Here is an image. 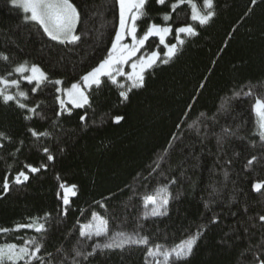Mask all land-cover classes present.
<instances>
[{"label": "trees", "instance_id": "1", "mask_svg": "<svg viewBox=\"0 0 264 264\" xmlns=\"http://www.w3.org/2000/svg\"><path fill=\"white\" fill-rule=\"evenodd\" d=\"M71 2L81 13L77 25L81 40L60 44L50 40L36 23L25 22L19 10H9L7 0H0V53L10 57L7 64L0 60V76L27 61L40 66L51 81L62 80L67 88L81 82L82 75L107 56L119 22L116 0ZM193 2L201 7L203 0ZM214 4L213 20L197 26V37L184 38L178 58L160 65L154 74H146L147 87L129 93L128 103L121 102L120 89L107 78L100 88L89 90L91 106L70 109L71 115H56L60 111L57 86L49 82L36 93L30 91L34 84L21 83L22 90L29 93L27 103L40 104L39 115L30 120L24 118L30 113L0 102V133L11 138L0 140L5 145L0 149V185L6 174L10 173L11 181L17 171L25 170L24 164L48 165L47 170L30 174L25 184H12L7 194L0 186V228L14 229L50 214L45 235L28 229L10 231L0 233V244H21L35 236L59 259L58 248L71 250L95 242L77 244L80 225L96 212L109 218L113 230L122 226L132 231L142 225V235L173 246L195 232L207 216L219 213L223 220L219 226H211L191 264H229L233 256L219 251L217 241L235 218L223 210V204L231 201L233 211L250 205L253 214L264 208V196L251 191L253 181L264 179V168L257 164L250 172L244 170L248 158L264 154L252 110L256 98L264 99V0L255 5L251 0H214ZM190 14V6L184 5L173 14V20L177 25L193 23ZM160 15L153 5L149 16L162 23ZM148 23V19L137 22L140 35ZM152 50L165 51L155 37L146 42L142 53ZM201 83L206 84L204 89L199 88ZM249 89L252 95H245ZM226 108L231 109L228 114ZM116 115H125L126 120L115 125L112 117ZM81 116H86L84 122ZM214 116L220 124L238 128L223 148L214 137L201 143ZM29 128L49 135L37 140ZM214 130L219 133V126ZM44 147L55 157L53 161H47ZM166 152L170 155L161 159ZM156 164L160 167L149 176ZM173 178L177 183L170 185L173 198L168 215L143 219L141 197ZM61 182L77 185L66 216L57 197L58 192L63 195ZM213 189L218 190L216 197L210 196ZM210 200L215 213L205 207ZM145 255V248L128 246L98 250L93 259L94 264H145Z\"/></svg>", "mask_w": 264, "mask_h": 264}, {"label": "snow or ice", "instance_id": "2", "mask_svg": "<svg viewBox=\"0 0 264 264\" xmlns=\"http://www.w3.org/2000/svg\"><path fill=\"white\" fill-rule=\"evenodd\" d=\"M257 0H251L255 5ZM119 10V22L115 31L111 48L107 56L94 67L91 71L82 75L81 82L73 83L69 89L56 88L58 93L67 96V102L74 108H84L91 106L90 98L86 90H91L93 86L100 88L104 81L102 77H107L113 85H116L120 91L119 96L122 103L130 102L129 93L133 90H143L147 87L146 74L152 75L160 65H168L174 59L178 58L182 47L186 43L184 37L193 38L199 35L197 26L208 25L215 16L214 0H203L202 6L198 7L193 0H116ZM155 5L160 9V20L157 23L149 16V11ZM188 5L191 9L189 19L193 23H184L177 25L173 20V14H177V10L182 6ZM9 10H19L21 18L25 22H35L42 28L43 33L52 41L60 44H75L81 40V36L77 34V25L81 20V13L71 0H7ZM148 19L149 23L140 36L137 35L139 25L137 21ZM173 36L175 43L168 41V37ZM131 38V43H125L126 38ZM158 38L159 45L163 46V50H152L151 52L141 53V49L145 47L146 42L150 38ZM138 53H141L139 56ZM135 57V59H133ZM0 60L6 64L10 62V57L0 53ZM131 61V63H129ZM129 65L130 72H125L124 66ZM16 77V78H12ZM119 77H124L126 82H120ZM21 80L34 87L31 88L32 93H36L41 85L46 82L55 85H62V80L51 81L49 75L36 64H29L27 61L12 67L7 75L0 76V102L4 105H15L25 113V119L30 120L33 116L39 115L38 109L40 104L30 106L29 93L22 90ZM206 87L205 83L199 85L200 89ZM15 89L16 91H11ZM199 95V93H197ZM245 95H252L249 89ZM56 99L60 104V111L57 116L67 111L65 108V100L61 96ZM195 103V100H193ZM191 109V105H188ZM253 112L257 121L256 135L264 147V99L256 98L253 104ZM231 111L230 108L224 109L225 114ZM81 122L86 120V116L80 117ZM126 120L125 115H116L112 117V123L120 125ZM204 123V121H201ZM219 126V133L214 129ZM32 137L39 140L41 137L49 135L47 132L37 131L29 128ZM238 133V128L229 124H220L219 117L214 116L207 125L204 137L201 143L210 138H215L217 145L223 148ZM11 138L4 133H0V140H10ZM176 140V137H173ZM22 143V142H21ZM5 145L0 143V149ZM175 147V144L172 145ZM19 151V149H17ZM47 161H53L55 157L50 153L47 147L43 148ZM170 153L165 154L166 159ZM194 160L198 159L193 157ZM231 164V160L227 162ZM257 164L264 168V154L261 156L252 155L246 160L244 170L252 171ZM25 170H19L10 181V173L6 174L2 180V190L7 194L11 185H23L30 180V174H37L41 170H47L48 165L42 164L40 167L31 164H24ZM160 167L156 164L149 171V176L156 172ZM228 174L225 173V181ZM59 179V177H57ZM148 179V177H144ZM177 183L176 179H169L167 184H161L154 187L152 194L141 197L142 206L145 209L143 219L149 217H164L168 215L171 195L170 185ZM227 187V184H224ZM59 188L63 192L57 193L58 199L62 201L61 213L68 214L70 205V195H77V185L71 186L61 182ZM251 191L264 196V179H258L251 183ZM218 190L213 189L210 196L216 197ZM178 198V197H177ZM210 200L205 204L210 212L215 213V209L210 207L213 203ZM100 207H105L101 204ZM223 210L235 218L233 225H230L227 231H224L220 239L217 241L219 251L228 253L233 256L229 264H264V208L253 214L252 206H245L242 209L232 210V202H225ZM50 214L44 217L33 218L28 223L17 224L14 229L0 228V233H8L10 231L19 232L21 229H28L36 234L43 236L47 233ZM223 216L219 213L206 217V222L197 227L195 232L189 233L181 242L173 246L155 243L147 234H141L142 225H137L132 231L125 230L122 226H117L115 230L110 226L109 218L93 212L91 220L80 225L79 239L77 244L87 241H94L90 245L84 243L83 247H73L68 249H57L60 258L47 252L45 243L42 239L31 237L23 240L21 244L4 243L0 244V264H94V257L98 250H123L128 246L143 247L146 249L145 264H191V259L199 251L200 242L207 238V234L212 230L211 226H219ZM99 238H103L100 242ZM46 253L47 255H43Z\"/></svg>", "mask_w": 264, "mask_h": 264}, {"label": "rangeland", "instance_id": "3", "mask_svg": "<svg viewBox=\"0 0 264 264\" xmlns=\"http://www.w3.org/2000/svg\"><path fill=\"white\" fill-rule=\"evenodd\" d=\"M138 22V21H137ZM33 23H35V22H33ZM137 35L138 36H140V34L139 33H137ZM171 36H169L167 39H168V41L169 40H171ZM184 38H187V37H184ZM158 39V38H157ZM173 40H174V42L173 43H175V39L173 38ZM125 43H131V38L130 37H128V38H126V40L124 41ZM162 46V45H161ZM163 47V46H162ZM111 48V47H110ZM110 50V49H109ZM166 51V50H165ZM141 53H142V49H141ZM141 53H138L137 55L139 56ZM133 59H135V57L133 58ZM129 63H131V61L129 62ZM98 66V65H97ZM124 70H125V72H130L131 71V68H130V66L129 65H125L124 66ZM103 78H107V77H102L101 79H103ZM119 80H120V82H126L125 81V78L124 77H119L118 78ZM111 82V81H110ZM21 83H27V82H25V81H23V80H21ZM57 87H60V88H62V89H69L70 87H63L62 85H56ZM11 91H16L15 89H12ZM87 92H89V90H86ZM57 95L58 96H61V98L62 99H64L65 100V108L69 111L70 109H78V108H74L70 103H68L67 102V100H68V98H67V96H64L62 93H58L57 92ZM58 104H59V102H58ZM59 106H60V104H59ZM67 112V111H66ZM66 112H64V113H66Z\"/></svg>", "mask_w": 264, "mask_h": 264}]
</instances>
